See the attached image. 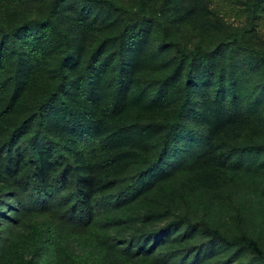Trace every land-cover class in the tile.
Here are the masks:
<instances>
[{
    "label": "trees",
    "instance_id": "16d2710c",
    "mask_svg": "<svg viewBox=\"0 0 264 264\" xmlns=\"http://www.w3.org/2000/svg\"><path fill=\"white\" fill-rule=\"evenodd\" d=\"M29 1L37 12L9 10ZM145 2L0 0V264H156L146 242L117 248L109 225L136 219L135 201L176 191L174 180L225 194L264 165L260 101L200 45L155 72L158 24ZM248 6L252 27L264 0ZM171 224L206 238L178 264L219 251L264 264L244 228L228 234L187 215Z\"/></svg>",
    "mask_w": 264,
    "mask_h": 264
},
{
    "label": "rangeland",
    "instance_id": "374dc122",
    "mask_svg": "<svg viewBox=\"0 0 264 264\" xmlns=\"http://www.w3.org/2000/svg\"><path fill=\"white\" fill-rule=\"evenodd\" d=\"M114 1L132 9L139 7L138 0ZM145 1L146 14L154 16L158 24L153 27L151 40L162 63L155 72L168 70L171 67L168 62H172L183 47L191 50L200 45L212 54L219 52L220 64L224 68L232 66L242 87L260 101L257 118L261 117L264 123V9L256 13L254 25L250 27L248 0ZM38 4L37 1H29L25 5H11L9 10L13 13L24 10L34 13L39 10ZM6 10V5L0 6V16ZM249 48L261 52H253ZM259 136L264 140V130ZM252 174L250 183L242 189L225 194L191 192L174 180L169 186L176 191L171 188L172 191L135 201L131 213L136 215V219L109 225L110 233L117 237L111 241L125 251L138 246L141 240L146 242L145 249L154 263L178 264L182 258H189L193 252L202 249L206 239L200 231L189 235L184 225L175 228L171 224L180 215H187L194 221L217 227L228 234L244 228L257 237L264 248V165ZM4 204L9 205L10 202ZM147 210H167L168 213L145 217ZM237 214L242 215V219L236 218ZM11 231L14 236L21 231V227L13 226ZM71 243L75 246L74 241ZM26 252L29 255L28 250ZM249 258L248 254H244L239 259H230L229 251H219L212 256H203L200 264H253Z\"/></svg>",
    "mask_w": 264,
    "mask_h": 264
}]
</instances>
